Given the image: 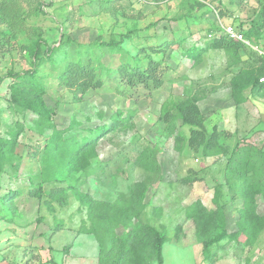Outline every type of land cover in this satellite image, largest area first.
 <instances>
[{"label":"rangeland","instance_id":"1","mask_svg":"<svg viewBox=\"0 0 264 264\" xmlns=\"http://www.w3.org/2000/svg\"><path fill=\"white\" fill-rule=\"evenodd\" d=\"M206 2L213 7L203 6L197 18L178 21L183 12L179 0H120L106 7L101 0H0V136L29 117L11 103L9 87L17 78L11 72L43 73L45 98L54 108L51 123L65 130L64 137H88L98 126L110 127L119 111L121 117L131 114L127 125L104 132L97 143L98 156L87 169L64 181L42 182L40 156L50 130L39 134L26 129L19 135L14 159L0 172V264H98L99 245L94 235L84 232L89 224L87 207L76 191L112 202L119 193H132L139 181L147 182L148 188L144 208L133 223L152 225L166 238L161 263L150 254L146 264H264V228L252 246L225 239L211 247L209 259L203 258L202 239L184 209L195 201L208 209L216 207L214 189L225 185L228 155L206 157L188 147L179 154L173 142L181 120L174 127L160 119L165 100L198 96L208 132H219L227 152L245 144L264 151V87L259 92L247 88L244 101L236 104L228 82L237 67H227L223 50L208 49L197 61L185 55L189 47L204 48L212 40L208 33L218 36L220 23L241 26L244 35L264 0ZM134 27L129 37H123ZM62 34L74 40L62 46L68 56L77 48L88 53L87 46L95 41L113 40L129 54L138 53L141 65L148 56L162 60L163 81L157 87L127 85L117 73L125 56L103 46L95 48V56L87 54L102 62L97 71L101 86L82 94L60 86V65L48 61L38 65L30 50L39 43L44 61L47 49L66 39ZM163 42L170 43L163 46ZM152 44L158 51H151ZM254 44L264 47V31ZM246 46L243 58L249 61L255 51ZM62 50L54 55L56 60L62 58ZM145 146L155 151L158 175L135 164ZM186 176L188 181H183ZM224 188L221 202L232 230L242 200ZM60 190L58 201L53 196ZM258 205L264 213L261 196ZM159 208L161 212L156 211ZM115 231L122 236L127 230Z\"/></svg>","mask_w":264,"mask_h":264},{"label":"trees","instance_id":"2","mask_svg":"<svg viewBox=\"0 0 264 264\" xmlns=\"http://www.w3.org/2000/svg\"><path fill=\"white\" fill-rule=\"evenodd\" d=\"M116 1L119 0H101L104 7ZM202 3L200 0H180L179 7L183 12L176 19L193 17V12L196 8L203 6ZM114 9V5L110 7V11ZM136 29L134 27L127 30L123 37H129ZM238 29H241V26H238ZM263 31L264 4L244 35L255 43L260 40ZM65 38L64 41L59 39L57 44L47 49L44 61L40 55L39 43H36L30 50L31 57L37 60L38 65L45 61L60 65L61 71L57 83L60 86L77 90L81 94L89 88L101 86L103 81L97 71L102 62L94 56L95 48H103V46L110 52L117 51L125 56V60L118 64L117 73L127 85L143 84L157 87L163 81L162 60H154L148 56L146 64L141 65L138 53L129 54L113 40L95 41L87 46L88 53L83 54L77 48L75 53L71 52L68 56V52H64L62 46L73 39L69 35ZM169 43L163 42V46ZM245 46L238 40L228 39L221 35L212 38L204 48L189 47L185 55L197 61L200 54L208 49L223 50L227 67H237L228 83L234 102L240 104L245 99L243 92L247 88L259 92L264 87V84L258 82L259 76L264 74V57L254 50L255 56L252 54V58L247 61L243 58L242 52ZM148 47L152 52L158 51L153 44ZM247 48L250 49V47ZM59 50H62V58L56 60L54 55ZM90 53H93V58L97 59L99 64L87 55ZM11 75L17 77L9 87L11 103L23 117H29L25 122H17L11 130L7 131V136H0V172L4 171L5 165L14 159L18 137L22 132L28 129L43 134L45 130H50V134L44 140L40 156L42 182L69 179L78 172L86 170L91 159L98 156L97 143L104 132L116 129L120 127L119 125L121 127L127 125L131 117V114L121 117L123 112L119 111L114 116L110 127L98 126L90 136L82 139L75 136L64 137L65 130L56 129L51 123L54 108L45 98L47 82L43 73L37 69H31L21 74L11 72ZM198 99V96L187 95L180 99L165 100L160 108V119L174 127H176V121L181 120L173 142L174 149L179 154L185 147H188L193 151H200L206 157L228 155L224 172L225 185L218 184L214 189L212 200L216 207L208 209L201 201H195L184 209L185 217L192 219L196 233L202 239L203 258L209 259L212 255L211 247L220 241L227 239L252 246L264 228V213L258 210V198L261 196L264 201V151L252 144H245L236 146L227 152L226 146L219 141V132L216 130L208 132L205 126V116L198 106ZM135 164L148 174L158 175L160 173V166L152 147H143L138 152ZM188 179L186 176L182 180L188 181ZM224 186H227L232 197L236 196L242 200L237 210L235 227L232 230L228 228L224 202H221L225 196ZM147 188V182L139 181L134 184L132 193L129 195L119 193L112 202L95 199L87 192L76 191L80 203L87 207L89 224L83 228L84 232L94 235L99 245L98 264H146L150 254L161 263V250L165 236L152 225L139 227L133 223V219L139 217L144 208L143 199ZM73 191L75 193V189ZM60 194L62 190L55 192L53 198L59 201ZM156 211L161 212L162 210L159 208ZM118 227L127 230L124 235L116 234L115 230Z\"/></svg>","mask_w":264,"mask_h":264},{"label":"built area","instance_id":"3","mask_svg":"<svg viewBox=\"0 0 264 264\" xmlns=\"http://www.w3.org/2000/svg\"><path fill=\"white\" fill-rule=\"evenodd\" d=\"M219 28H220V34L218 36L213 35L211 32L208 33L207 36L209 38H215V37H219L221 35H224L228 39L238 40V41L250 46L251 48L256 50L261 56L264 57V47L263 46H257L254 43H252L248 38L245 37V35H243V33L240 31V29L236 28V26H234L233 24H231V23L221 24L220 23ZM258 82L264 84V74L259 76Z\"/></svg>","mask_w":264,"mask_h":264},{"label":"crops","instance_id":"4","mask_svg":"<svg viewBox=\"0 0 264 264\" xmlns=\"http://www.w3.org/2000/svg\"><path fill=\"white\" fill-rule=\"evenodd\" d=\"M120 1V0H119ZM200 1H202L203 3V6H210V7H213L211 4H210V2H206V0H200ZM179 2H180V0H179ZM178 6H179V4H178ZM203 6H201L200 8H196L195 9V11L193 12V17H191V18H193V19H195V18H197L196 17V14L197 15H199V10L203 7ZM180 8V7H179ZM181 11H183L182 9H180ZM175 19V18H174ZM187 19H189V18H185V19H182V20H186L187 21ZM178 21H180L179 19H178ZM184 25H186V24H184ZM188 30V29H187Z\"/></svg>","mask_w":264,"mask_h":264}]
</instances>
